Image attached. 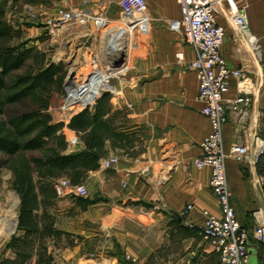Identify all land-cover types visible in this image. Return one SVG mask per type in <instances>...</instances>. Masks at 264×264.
I'll return each mask as SVG.
<instances>
[{
  "label": "crops",
  "instance_id": "obj_1",
  "mask_svg": "<svg viewBox=\"0 0 264 264\" xmlns=\"http://www.w3.org/2000/svg\"><path fill=\"white\" fill-rule=\"evenodd\" d=\"M118 1L5 0L4 20L14 30L8 43L34 48L46 58L83 55L79 62L82 66L88 56L94 54L96 60L104 64L108 47L105 48L101 31L89 23L79 22L54 27L52 21L60 10L72 8L91 15L103 14L111 23H116L121 16ZM209 1L216 8V24L224 30L221 57L228 69L242 70L252 93L248 117L240 119L231 110V102L239 96L240 87L234 78L229 79V90L224 96L227 120L222 128V145L225 154L229 153L232 144L241 143L249 148V158L241 164L226 156V181L229 202L240 228L248 232L249 264H264V234H255L258 225L264 226V151L253 160L255 148L261 145L258 141H264V0H233L246 16L245 29L255 37L256 51L245 34L230 24L227 2ZM145 3L149 23L132 32L129 39L134 52H123L127 70L114 77L104 92L110 95V108L104 117L108 132L103 136L99 165L89 170L80 182L88 192L105 199L79 211L88 219L95 216L105 226L125 219L139 226H155L159 235L150 239L147 249L141 252L137 244L142 236L123 229L119 234L124 242L117 240L116 244L121 249L120 254L112 253L115 250L112 241L102 242L89 233L76 240L73 235L81 233L58 221L54 207L59 197L65 196L54 192L56 195L49 203L39 199L38 212L45 209L53 217L55 228L73 234L70 237L61 234V238L46 236V251L52 256L48 264H222L217 252L203 240L197 229L204 220L203 209L216 215H220V209L209 188V169H197L193 165V159L201 155L199 143L210 132L209 122L201 114L203 104L196 100V76L188 69L194 51L180 34L168 29L169 20L180 18L176 0H145ZM180 54L182 57L177 60ZM60 60L65 62L63 58ZM77 113L79 111L53 121L64 123L62 134L67 142L66 154L85 148L82 133L76 134L67 127L70 117ZM111 157H115L117 163L111 168L103 167L101 160ZM0 159H4L1 153ZM3 174L17 194L11 186V167L2 166L1 178ZM17 196L16 209L19 194ZM188 204L193 206L192 209L181 215ZM72 210L73 201L68 208L69 214ZM91 210L95 212L94 216H87ZM11 214H7L2 222L4 231H13L0 248V259L13 260L16 256L9 242L16 232L18 209L15 219ZM189 223L194 228L189 227ZM179 224L188 226L189 230L184 231ZM67 238L75 239L71 245H66ZM63 239L65 241L60 244ZM176 240L184 250L181 257L172 258L171 243ZM32 252L27 264H36L37 251L34 248ZM6 264L19 263L9 261Z\"/></svg>",
  "mask_w": 264,
  "mask_h": 264
},
{
  "label": "built area",
  "instance_id": "obj_2",
  "mask_svg": "<svg viewBox=\"0 0 264 264\" xmlns=\"http://www.w3.org/2000/svg\"><path fill=\"white\" fill-rule=\"evenodd\" d=\"M225 1L228 4L230 24L233 29L243 32L248 43L256 51L258 47L256 39L245 29L246 16L243 10L239 9L233 0ZM176 3L179 6L180 18L169 20L167 26L170 31L180 34L194 51V59L188 65V69L196 76L198 82L196 100L203 104L201 114L207 118L210 131L199 143L201 155L193 159V165L197 169L203 167L209 169V188L215 194L220 209V215L203 209L204 220L197 229L203 240L217 252L222 264H249L246 245L248 232L241 230L229 202L225 173L226 156L241 164L248 160L249 148L241 143L232 144L229 153L225 154L222 145V128L227 120L224 96L229 90V79L234 78L240 87L239 96L231 102V110L240 119L248 117L252 93L245 83L246 75L242 70L228 69L225 60L221 57L224 30L215 22L214 3L209 0H176ZM118 5L121 16L114 28L110 27L112 23L103 14L91 15L72 8L60 10L52 25L59 27L69 22L89 23L104 34L105 48H107V39L112 33L124 29L125 38L128 40L129 35L133 34L136 28L149 23L145 0H119ZM117 48L115 50L117 53H110L108 50L112 48H107L104 64L99 63L94 54L89 55L82 72L73 73L70 78H67L68 75L65 76L63 87L65 95L60 106L63 111L92 107L95 100L109 87L110 81L125 73L127 66L124 62L117 68L113 66L125 52L124 44L118 45ZM181 57V54L177 55V60ZM258 143L261 145L255 148L254 161L264 151V141ZM101 163L103 167L111 168L117 163V159L115 157L102 159ZM54 192L59 196L88 195L84 184L73 183L69 178L64 177L54 182ZM192 207L188 204L182 213ZM188 226L194 228L191 223ZM255 234L259 236L264 234L263 224L257 226Z\"/></svg>",
  "mask_w": 264,
  "mask_h": 264
},
{
  "label": "trees",
  "instance_id": "obj_3",
  "mask_svg": "<svg viewBox=\"0 0 264 264\" xmlns=\"http://www.w3.org/2000/svg\"><path fill=\"white\" fill-rule=\"evenodd\" d=\"M4 6L5 0H0V153L4 156L0 159V168L6 165L13 171L11 186L19 194L16 232L23 233L15 232L10 237L15 260L2 258L0 264L9 261L27 264L34 248L36 264H48L52 256L46 251V236L61 238V234L70 237L73 233L55 228L53 217L45 209L39 213V201L49 203L55 197L56 178L63 176L80 183L89 170L97 168L103 136L108 132L104 117L109 112L110 95L103 93L92 107L70 117L67 127L76 134L82 133L85 148L66 154L64 123L52 122L48 113L52 90L61 89L65 81L64 64L47 60L44 53L34 48L10 45L8 41L14 30L4 20ZM24 100H30L36 109L7 115L9 105ZM27 152L38 155L29 157ZM104 199L74 196L73 206L84 210ZM178 226L189 230L188 226ZM73 236L76 240L82 239L80 235ZM75 238H67L65 244L71 245Z\"/></svg>",
  "mask_w": 264,
  "mask_h": 264
},
{
  "label": "rangeland",
  "instance_id": "obj_4",
  "mask_svg": "<svg viewBox=\"0 0 264 264\" xmlns=\"http://www.w3.org/2000/svg\"><path fill=\"white\" fill-rule=\"evenodd\" d=\"M117 25L115 23L111 24V28L116 27ZM124 44V43H123ZM117 44H113V46L115 47ZM125 45V52H134V49L132 48L131 45V39L126 40ZM108 48L110 47L109 44H107ZM118 45L116 46V48L114 49H109L108 51L111 53H117L115 52ZM112 48V47H111ZM107 51V52H108ZM83 55H79V56H65V57H50L47 58V60H51L54 63H62L64 64V71H66V75H68L69 73H79L82 72V65L79 63L81 58ZM64 59L65 62L61 61L60 59ZM57 60V61H56ZM65 79V78H64ZM65 83V81H64ZM64 87V84H63ZM63 87L59 90H52V102L50 105V110L48 111L49 115L51 116L52 122L55 121L54 118H59V117H66L68 114L73 113L75 111H79L81 112L82 109L84 108H75V109H71V110H66L63 111L62 108L60 107L61 105V101L63 96L65 95ZM51 96V97H52ZM7 115L14 113V112H23L25 110H33L36 109V106L34 104L31 103L30 100H24L23 102L19 103V104H14V105H9L7 107ZM34 155H38V153L36 152H27V156H34ZM88 192V190H87ZM74 196L77 195H69V196H65V197H59V201L57 200V203L55 205L54 208L57 209V214L59 216V222L61 223L62 226H66V227H72L74 230L79 231L81 234V236L83 237L85 234L89 233L90 235L96 237V238H100L102 242H111L113 243V249L114 252H120L121 249H119L117 247L116 244L117 240L122 243L124 242V238L122 236V234H119L123 229L128 231V230H132L135 233H138L142 236V239L139 240V243L137 244L139 248H141V252H143V250H146L147 248V243L150 241V239L152 240L153 238H156L159 233L156 230L155 226H150V225H142L139 226L138 224L132 222L129 219H125V220H121L118 223H114L111 226H105L103 223L101 224V222L98 219H95L96 217L94 216V211L91 210L89 212H87V216H90V214H92V216H94L91 219H88V217L83 216L80 211L79 208L76 206H73L74 209L72 210V214H69L70 211H68L69 205L71 203V201H74ZM88 197H94L95 194L88 192ZM17 201H18V196L17 194H15L14 190L12 188H10V183L8 180H6V175L3 174L2 178L0 177V248L3 247V244L6 242V240L8 239L7 237L10 235V233L13 231H4L2 227V222L4 220V218L7 216V214H14V219L16 218V214H17ZM144 205V204H143ZM15 212V213H14ZM186 211L184 213H181V215H185ZM11 214V215H12ZM9 233V234H8ZM65 239H63L62 241H60V244L62 242H64ZM127 242V241H126ZM136 247V248H138ZM171 249H172V258H179L180 253L183 252L184 248L178 243V241L176 240L175 242L171 243ZM120 254V253H119ZM188 256V254H187ZM186 257V256H184ZM183 257V258H184ZM131 261V260H130ZM133 262V261H131ZM147 264H155L154 262H149Z\"/></svg>",
  "mask_w": 264,
  "mask_h": 264
},
{
  "label": "bare ground",
  "instance_id": "obj_5",
  "mask_svg": "<svg viewBox=\"0 0 264 264\" xmlns=\"http://www.w3.org/2000/svg\"><path fill=\"white\" fill-rule=\"evenodd\" d=\"M125 32H124V29H121V31H118L116 33H112L108 39H107V44H109V48L112 47V49H114L113 47V44H117V45H123V43L125 44L126 43V38H125ZM132 34L129 35V37L131 36ZM125 47V45H124Z\"/></svg>",
  "mask_w": 264,
  "mask_h": 264
},
{
  "label": "water",
  "instance_id": "obj_6",
  "mask_svg": "<svg viewBox=\"0 0 264 264\" xmlns=\"http://www.w3.org/2000/svg\"><path fill=\"white\" fill-rule=\"evenodd\" d=\"M124 62V56L123 54L121 55V57L119 58V60L113 65L115 68L119 67L122 65V63ZM72 76V73H69L67 78H70ZM264 186V184H263Z\"/></svg>",
  "mask_w": 264,
  "mask_h": 264
}]
</instances>
